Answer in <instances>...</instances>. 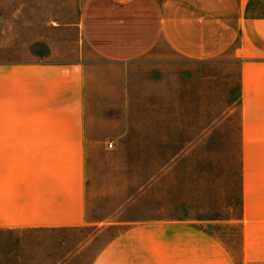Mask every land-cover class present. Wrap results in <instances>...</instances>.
I'll return each mask as SVG.
<instances>
[{
    "label": "crops",
    "instance_id": "0c3cea01",
    "mask_svg": "<svg viewBox=\"0 0 264 264\" xmlns=\"http://www.w3.org/2000/svg\"><path fill=\"white\" fill-rule=\"evenodd\" d=\"M27 47L34 58L0 60V234L45 241L53 230L90 224L88 173H46L45 163L84 161L85 146L101 143L90 137L101 81L108 128L130 113L137 71L141 112L190 122L182 115L196 113V103L211 112L208 68L226 62L238 69L240 144L255 147V173H241V263L264 264V0H83L71 22L47 21ZM191 130L176 123L173 144ZM190 136L183 145L196 144ZM35 163L43 173L29 172ZM117 224L122 230L90 264H237L195 220Z\"/></svg>",
    "mask_w": 264,
    "mask_h": 264
},
{
    "label": "rangeland",
    "instance_id": "374dc122",
    "mask_svg": "<svg viewBox=\"0 0 264 264\" xmlns=\"http://www.w3.org/2000/svg\"><path fill=\"white\" fill-rule=\"evenodd\" d=\"M82 1L0 0V60L34 58L28 38L47 21L71 22ZM208 69L212 95L206 104L210 103L211 112H198L203 106L196 103V113L182 115L190 122L183 118L176 122L171 114L141 112L146 108L138 98L142 85L137 71L129 87L130 113L116 114L115 129L108 128V82L106 78L101 81L102 97L95 108L98 111L91 115L90 134L101 143L85 146L84 161L45 163L46 173H88L91 191L86 214L90 224L53 230L46 233L45 241L43 236L27 232L0 234V264H90L122 230L117 223L171 217L195 220L198 229L211 234L242 264L241 226L237 223L241 218V173H255V147L240 144L237 66L224 62ZM205 72L196 68L197 75ZM176 123L192 126L185 134L195 135L196 144L183 145L182 131L179 144H173L178 141L171 139ZM208 126L210 134L198 130ZM34 170L29 172L43 173V163H35Z\"/></svg>",
    "mask_w": 264,
    "mask_h": 264
},
{
    "label": "built area",
    "instance_id": "2783aa9c",
    "mask_svg": "<svg viewBox=\"0 0 264 264\" xmlns=\"http://www.w3.org/2000/svg\"><path fill=\"white\" fill-rule=\"evenodd\" d=\"M108 148H109V149L112 148V143H109V144H108Z\"/></svg>",
    "mask_w": 264,
    "mask_h": 264
}]
</instances>
